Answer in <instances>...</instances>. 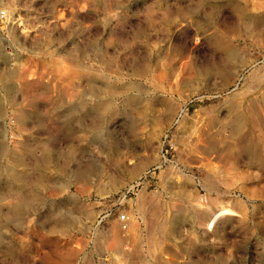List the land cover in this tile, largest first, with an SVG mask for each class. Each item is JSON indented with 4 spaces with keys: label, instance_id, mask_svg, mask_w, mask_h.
I'll list each match as a JSON object with an SVG mask.
<instances>
[{
    "label": "rangeland",
    "instance_id": "obj_1",
    "mask_svg": "<svg viewBox=\"0 0 264 264\" xmlns=\"http://www.w3.org/2000/svg\"><path fill=\"white\" fill-rule=\"evenodd\" d=\"M1 3L0 264H264V0Z\"/></svg>",
    "mask_w": 264,
    "mask_h": 264
},
{
    "label": "bare ground",
    "instance_id": "obj_2",
    "mask_svg": "<svg viewBox=\"0 0 264 264\" xmlns=\"http://www.w3.org/2000/svg\"><path fill=\"white\" fill-rule=\"evenodd\" d=\"M259 6H262L260 3H259ZM92 88V87H91ZM110 89H112V88H110ZM113 90V89H112ZM108 108V107H107ZM250 118V117H249ZM245 125V124H244ZM243 125V126H244ZM260 141V140H259ZM261 145V144H260ZM262 149V148H261ZM72 158V157H71ZM19 165V164H18ZM52 167V166H51ZM86 168V167H85ZM57 170L59 169V168H56ZM60 169H61V167H60ZM81 172V171H80ZM86 173V172H85ZM88 173V172H87ZM224 174V173H223ZM43 176V175H42ZM86 176V175H85ZM39 179V178H38ZM36 181V180H35ZM200 181V180H199ZM25 182V181H24ZM26 183V182H25ZM38 183V182H37ZM200 183V182H199ZM42 184H43V182H42ZM41 185V184H40ZM45 186V185H44ZM208 186V185H207ZM202 188V187H201ZM203 190H204V188H203ZM206 191V190H205ZM143 195V194H142ZM18 196H20V195H18ZM199 196V195H198ZM201 197V196H200ZM203 197V196H202ZM176 198V197H175ZM176 200V199H175ZM232 200H234V199H232ZM25 201V200H24ZM178 201V200H177ZM225 201V200H224ZM223 201V202H224ZM227 202V201H226ZM142 203V202H141ZM220 203V202H219ZM218 203V204H219ZM225 203V202H224ZM23 204V203H22ZM144 204V203H143ZM174 204V203H173ZM177 204V203H176ZM228 204V203H227ZM142 205V204H141ZM160 205V204H159ZM204 205H206V204H204ZM231 205H233V204H231ZM23 206H24V204H23ZM27 206V205H26ZM20 207V206H19ZM139 207V206H138ZM206 207V206H205ZM207 208V207H206ZM216 208H217V206H216ZM158 209V208H157ZM160 209V208H159ZM158 209V210H159ZM208 209H211V208H208ZM215 209V208H214ZM237 210V209H236ZM212 211V210H211ZM243 211V210H242ZM56 212V211H55ZM155 212H157V211H155ZM198 212V211H197ZM238 212V211H237ZM249 212V211H248ZM234 214V210H233V208L232 207H230V205H223V206H219L217 209H216V211H214L212 214H210V216H209V218H208V220L205 222V228L208 230V229H211V226H213L215 223H216V221L217 220H219V219H221V218H225V217H230V216H232ZM120 215V214H119ZM123 215V214H122ZM239 215H241L240 213H239ZM249 215V214H248ZM124 216V218H125V215H123ZM238 216V215H237ZM114 218V217H113ZM120 218V217H119ZM128 216H127V218H126V225L123 227L125 230L127 229V224H129V222H128ZM110 219H111V217H110ZM200 220H201V218H199ZM198 219V220H199ZM247 219H248V217H247ZM8 219H6V221H7ZM115 220V219H114ZM157 220V219H156ZM203 220V219H202ZM258 220V219H257ZM116 221V220H115ZM119 221V220H118ZM256 221V220H255ZM160 222V221H159ZM249 222V221H248ZM110 223V222H109ZM117 223V222H116ZM133 223H135V222H133ZM112 224V223H111ZM202 224V223H201ZM204 224V223H203ZM118 225H119V223H118ZM118 225H117V229L120 227H118ZM130 225V224H129ZM134 225V224H133ZM161 225V224H160ZM243 225V224H242ZM114 226V225H113ZM157 226V225H156ZM210 226V227H209ZM201 227H204V226H201ZM129 228V227H128ZM153 228V227H152ZM119 230V229H118ZM155 230V229H154ZM159 231V230H158ZM117 232V231H116ZM152 232V231H151ZM113 233H114V231H113ZM141 233V232H140ZM160 233V232H159ZM118 233H116V235L114 236L113 234H112V236H114V237H116V236H118V237H120L119 235H117ZM121 234V233H120ZM157 234V233H156ZM149 235V234H148ZM139 236H141V235H139ZM153 236V235H152ZM158 236V235H157ZM117 237V238H118ZM156 237V236H155ZM153 238V237H152ZM158 238V237H157ZM119 239V238H118ZM117 239V240H118ZM159 239V238H158ZM115 240V239H114ZM154 240H155V238H154ZM121 241V240H120ZM150 242V241H149ZM156 243H157V240L155 241ZM153 245H154V243H152ZM62 249V248H61ZM65 249V248H64ZM68 250V249H67ZM61 251V250H60ZM70 252H72V251H70ZM56 254H57V250H56ZM67 255H69V253L67 254ZM72 254H70V256H71ZM58 256L59 255H57V258H58ZM61 256V255H60ZM64 256V255H63ZM69 256V257H70ZM65 257V256H64ZM64 257H62V258H64ZM68 257V258H69ZM56 258V259H57ZM50 259V258H49ZM70 260V259H69ZM49 261V260H48ZM70 262V261H69ZM68 262V263H69ZM51 263H53V262H51ZM58 264V263H57ZM59 264H61V263H59Z\"/></svg>",
    "mask_w": 264,
    "mask_h": 264
},
{
    "label": "built area",
    "instance_id": "obj_3",
    "mask_svg": "<svg viewBox=\"0 0 264 264\" xmlns=\"http://www.w3.org/2000/svg\"><path fill=\"white\" fill-rule=\"evenodd\" d=\"M8 19V11L6 9V7L1 3L0 0V22L6 21ZM123 220L125 221L126 218H124V216L121 217Z\"/></svg>",
    "mask_w": 264,
    "mask_h": 264
}]
</instances>
